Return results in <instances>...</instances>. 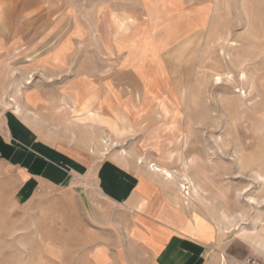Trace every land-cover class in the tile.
Here are the masks:
<instances>
[{"label": "rangeland", "instance_id": "obj_1", "mask_svg": "<svg viewBox=\"0 0 264 264\" xmlns=\"http://www.w3.org/2000/svg\"><path fill=\"white\" fill-rule=\"evenodd\" d=\"M30 1L29 12L58 9L61 34L45 40L59 43L60 65L41 67L51 52L24 44L7 56L13 66L0 67L5 101L28 105L24 115L57 124L78 147L90 136L92 150L105 139L103 152L136 150L138 163L172 169L168 188L214 241L209 263L264 262V0ZM6 17L0 0V26ZM144 28L154 35L152 48V38L142 41ZM130 30L135 39L126 40ZM182 32L187 37L177 39ZM133 39L134 57L142 56L138 69L153 75L165 96L155 99L145 127L136 130L106 98L89 104L57 93L74 83L80 90L90 89L88 82L97 90L115 86L125 52L113 44ZM185 177L190 189L182 187ZM106 202L77 183L5 207L0 264H169L143 251L123 227L127 218L117 220Z\"/></svg>", "mask_w": 264, "mask_h": 264}, {"label": "crops", "instance_id": "obj_2", "mask_svg": "<svg viewBox=\"0 0 264 264\" xmlns=\"http://www.w3.org/2000/svg\"><path fill=\"white\" fill-rule=\"evenodd\" d=\"M5 2L7 21L5 27L0 26V67L13 66V60L7 56L24 50V44H28V51L51 52L41 61V67H58L57 51L61 47L57 42L50 44L61 34L58 9L52 6L50 10L29 12V0ZM130 31L126 40L135 39L136 34ZM140 31L144 43L154 37L152 33L149 36L146 28ZM49 36L51 42L45 40ZM134 39L130 43L113 44L118 51L125 52L122 60H117L122 63L115 74V86L97 90L88 82L90 89L80 90L74 83V90H57V93L65 92L72 100H89V104H93V99L106 98L136 130L145 127L155 115V99L165 96L155 89L153 75L143 71V67L138 69L142 56L134 57ZM150 42L151 48L154 47L153 38ZM0 81L5 84H0V210L40 191H59L82 183L115 208L117 220L127 218L123 227L152 257L169 260V264H210L213 239L204 238L195 228L193 211L178 202L165 178L140 163L141 160L138 163L136 150L129 154L123 149L103 152L102 141L105 144L107 141L101 137L100 143L95 140L96 149L92 150L91 136L82 148L78 147L69 134L60 132L57 124L35 123L24 115L23 108L28 105L20 102L19 109L12 107L5 101L7 81Z\"/></svg>", "mask_w": 264, "mask_h": 264}, {"label": "bare ground", "instance_id": "obj_3", "mask_svg": "<svg viewBox=\"0 0 264 264\" xmlns=\"http://www.w3.org/2000/svg\"><path fill=\"white\" fill-rule=\"evenodd\" d=\"M184 34H186V33H184ZM178 36H179V34L177 35V39H179V40H181L182 39V37L184 36V35H182V36H180L179 38H178ZM170 37H172L171 35H168L166 38L168 39V38H170ZM175 40V39H174ZM165 43H167L166 41H165ZM244 75V74H243ZM217 80H218V84L219 83H221L222 81V77L221 76H218V78H217ZM184 140V139H183ZM184 143V142H183ZM174 152V151H173ZM180 151H178V153H179ZM172 154V152H170V155ZM143 161H144V159H141V161H140V163H143ZM150 169L153 171V172H155V173H157V174H160V175H162L166 180H169V181H172L173 179H174V177H175V174H174V171H172V169L170 170V169H168L167 167H165V166H161V165H157V164H151V166H150ZM185 181H187L186 183H184L183 185H182V187L184 188V189H187V188H191V186H188L187 187V184L188 183H191L192 184V182L188 179V178H186L185 177V179H184ZM193 190H195V187L193 186ZM196 192V191H195ZM184 197V196H183ZM192 198V197H191Z\"/></svg>", "mask_w": 264, "mask_h": 264}, {"label": "built area", "instance_id": "obj_4", "mask_svg": "<svg viewBox=\"0 0 264 264\" xmlns=\"http://www.w3.org/2000/svg\"><path fill=\"white\" fill-rule=\"evenodd\" d=\"M241 264H264V262L258 260L257 258L250 257L246 259L244 262H242Z\"/></svg>", "mask_w": 264, "mask_h": 264}]
</instances>
